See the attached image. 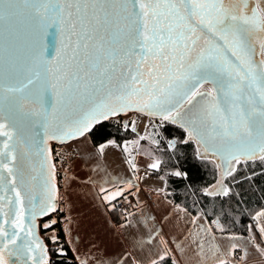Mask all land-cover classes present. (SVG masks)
Here are the masks:
<instances>
[{
  "label": "snow or ice",
  "instance_id": "1",
  "mask_svg": "<svg viewBox=\"0 0 264 264\" xmlns=\"http://www.w3.org/2000/svg\"><path fill=\"white\" fill-rule=\"evenodd\" d=\"M257 31L264 34V0H0V264H50L35 232L38 216L60 211L48 140L87 141L102 121L136 111L179 124L219 158L225 177L236 165L264 161V35L254 39ZM33 147L43 175L40 197L28 181ZM96 147L103 154L106 143ZM149 166L159 170L160 161ZM123 191L100 187L105 201ZM229 192L225 186L207 194ZM51 239L59 243L55 234ZM241 247L225 251L235 256ZM59 253L66 255L63 247ZM218 264H228L227 256Z\"/></svg>",
  "mask_w": 264,
  "mask_h": 264
},
{
  "label": "crops",
  "instance_id": "2",
  "mask_svg": "<svg viewBox=\"0 0 264 264\" xmlns=\"http://www.w3.org/2000/svg\"><path fill=\"white\" fill-rule=\"evenodd\" d=\"M108 141L102 142L106 143L103 154L98 153L90 137L60 148L65 158L59 178L60 204L66 217L62 228L75 258H86L88 264H152L167 253L166 257H174L177 264H218V258L225 256L229 264L233 260L235 264H264V254L256 248V243L264 245L260 231L264 215L256 214L252 238L217 234L204 215L194 217L164 196L162 176L149 166L158 161L154 154L147 158L138 153L133 161L123 152L127 141ZM96 165L99 167L92 171ZM90 177L94 182L86 183ZM100 187L108 192L123 189V195L105 201ZM147 192L154 194L155 205L147 201ZM121 198L131 201L129 211L116 208ZM232 244L245 247L238 248L233 256L225 251ZM245 251L251 254L243 256ZM238 253L243 258H238Z\"/></svg>",
  "mask_w": 264,
  "mask_h": 264
},
{
  "label": "trees",
  "instance_id": "3",
  "mask_svg": "<svg viewBox=\"0 0 264 264\" xmlns=\"http://www.w3.org/2000/svg\"><path fill=\"white\" fill-rule=\"evenodd\" d=\"M159 126L162 130L159 141L151 146L153 154L160 161V169L155 172L164 179V196L194 217L204 215L217 234L252 238L251 226H257L256 214L264 210V161L256 159L249 160L247 165H236L237 172L233 174V180V176H221V167H217L218 158L202 154L199 144L188 139L187 133L179 125L161 119ZM135 137L137 133L129 126L126 128L116 118L96 125L90 134L96 145L108 140L124 143ZM171 144H175V147H171ZM57 147L58 145L54 147L55 153ZM176 170L187 173V177L172 175ZM219 182L222 188L214 190ZM225 186L230 189L227 196L207 194L218 191L222 193ZM59 209L60 211L40 222L41 233L52 256L50 264H77L62 228L66 217L61 204ZM111 212L114 215L113 210ZM53 218L58 222L50 229H44L43 224ZM217 223L223 226V230L217 227ZM53 234L59 237L58 244L53 243ZM257 244L260 245V250L264 249L263 244ZM60 247H63L66 255H60ZM237 257L240 258L239 253ZM173 258L165 257L157 264H173Z\"/></svg>",
  "mask_w": 264,
  "mask_h": 264
},
{
  "label": "rangeland",
  "instance_id": "4",
  "mask_svg": "<svg viewBox=\"0 0 264 264\" xmlns=\"http://www.w3.org/2000/svg\"><path fill=\"white\" fill-rule=\"evenodd\" d=\"M116 120H118L119 122H122L123 124L127 123V125L131 129L135 127L134 132L137 133V137H135L134 139H130L123 146V152L125 153L126 157L134 161L138 153H140L141 156L142 155L146 156L147 158L152 156L151 154H153L154 149L151 145H155L159 141L160 134L162 133V130L160 129V126H159V122H161V118H158L156 116H147L140 112H134V113H129L122 117H118L116 118ZM141 137H144V138L141 139ZM112 141H115V140H112ZM67 146L68 144L63 145V146H58L55 149L56 153H59L57 169L60 170V172H61V168L64 167L62 165L65 164V158L61 154L60 148L67 147ZM199 150L202 154H207L204 152V148L200 144H199ZM56 153L54 151V155H56ZM103 159H104V163H106L107 158L103 157ZM112 165L115 166L114 164ZM61 177L62 175L60 174V178ZM221 188H222L221 182H219L217 184V187L214 190H220Z\"/></svg>",
  "mask_w": 264,
  "mask_h": 264
},
{
  "label": "water",
  "instance_id": "5",
  "mask_svg": "<svg viewBox=\"0 0 264 264\" xmlns=\"http://www.w3.org/2000/svg\"><path fill=\"white\" fill-rule=\"evenodd\" d=\"M262 35L264 34H261L259 33L258 31L256 33H254V39L256 38H259L261 37ZM45 43H47V40L45 39L44 41ZM258 44H257V53H258ZM255 59L257 61H259L261 59V57L259 56V54L256 55ZM208 87H210V85H205L204 88L207 89ZM203 90V89H202ZM136 111H133V112H129V113H134ZM127 113V114H129ZM127 114H124V113H121L120 116L118 117H122V116H125ZM118 117H114V118H118ZM158 118H161L159 116H156ZM114 118H110L109 120L111 119H114ZM107 120V121H109ZM102 122H105V121H102ZM101 122V123H102ZM179 125V124H177ZM96 127V126H95ZM37 130L39 131V135L36 137V141L37 143H40V141H42L44 139V135H43V129H40L39 126H37ZM4 139V137H0V141H2ZM72 141H68L66 142L65 144H61L59 143L58 141H55V140H48L47 141V145L51 148L54 149L55 145H58V146H63V145H66V144H69L71 143ZM217 144H219V142H215ZM202 146V145H201ZM203 147V146H202ZM21 150H23L24 146L21 145L20 146ZM204 148V147H203ZM207 154H210V155H213L212 151L210 150L209 152H207ZM216 158H218L217 156H215ZM39 160L40 158L38 156L35 155V148L33 147L32 149V154L29 156L28 160L26 161V165H27V169H28V181H29V184H30V191H31V194L37 196V197H40L41 194H42V184H43V175L41 173V169H40V163H39ZM218 161H219V158H218ZM53 163L56 164V158H55V155H54V152H53ZM224 172V169H223V166H221V176H224L223 174ZM55 185H56V189H57V200L55 202L56 206L58 207V209L60 208V194H59V176H58V172H57V164H56V176H55V181H54ZM23 192V190H22ZM0 194H3V193H0ZM25 196H26V199H25V206L27 207V193H24ZM9 196H13L14 197V194L9 191L8 193ZM5 211H7V207L5 209ZM54 214V213H52ZM52 214H49V216L47 217H37L36 219V228H35V232L36 234L39 236L42 244L46 245L47 248L49 249V252H48V258H49V261L51 260V253H50V248H49V245L48 243L46 242V239L44 238V236L42 235L41 233V229H40V222L48 217H50ZM13 217H9V221L12 219ZM28 217H27V214H26V219H25V223L28 222ZM4 221V216L2 214H0V223H3ZM6 229H10V224H5L4 225Z\"/></svg>",
  "mask_w": 264,
  "mask_h": 264
},
{
  "label": "built area",
  "instance_id": "6",
  "mask_svg": "<svg viewBox=\"0 0 264 264\" xmlns=\"http://www.w3.org/2000/svg\"><path fill=\"white\" fill-rule=\"evenodd\" d=\"M58 157L57 155H55V158H56V164L58 162ZM58 167V165H57ZM57 172H58V176L60 178V171L57 169ZM146 198H147V201L151 204V205H155L156 204V198L154 196L153 193L151 192H147L146 194ZM131 201L128 199V198H121L119 199L117 202H116V208L119 209V210H122L123 212H127L129 211L130 207H131Z\"/></svg>",
  "mask_w": 264,
  "mask_h": 264
}]
</instances>
